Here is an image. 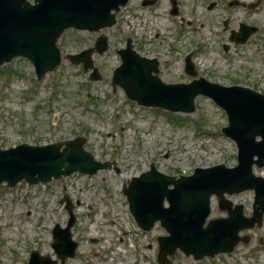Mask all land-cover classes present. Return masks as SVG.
Here are the masks:
<instances>
[{"label":"rangeland","instance_id":"374dc122","mask_svg":"<svg viewBox=\"0 0 264 264\" xmlns=\"http://www.w3.org/2000/svg\"><path fill=\"white\" fill-rule=\"evenodd\" d=\"M210 1L214 0H177L174 20L169 16V0H157L151 7L130 0L116 13L111 27L64 30L57 40L61 61L42 80H36L25 58L0 65L1 148L81 136L83 148L95 160L109 163L92 175L72 173L35 185L0 184V264H27L31 250L54 258L50 232L56 223L64 227L68 219L61 203L64 197L73 204L76 220L71 235L77 243L74 257L64 264H158L157 237L166 231L158 222L149 231L137 228L122 185L148 170L151 162L169 175L221 163L231 167L236 147L219 132L227 124L226 115L208 98L197 96L192 112L168 116L160 109L138 106L118 86L113 89L112 71L120 62L116 50L130 38L137 53L156 58L164 82L189 79L182 71L183 57L192 52L208 80L239 84L264 95V0L252 10L227 7L225 0L207 9ZM239 23L258 29L245 44L234 47L228 41L229 31L237 30ZM100 36L107 38V47L100 54L92 53L100 78L90 81L89 71L83 72L81 64H72L65 54L92 47ZM254 170L264 176V167ZM226 197L242 204L245 216L251 215L252 191ZM224 216L212 197L207 221ZM239 235L247 236L248 242H238L230 253L194 260L176 250L167 260L170 264H264V213L260 226Z\"/></svg>","mask_w":264,"mask_h":264},{"label":"water","instance_id":"95a60500","mask_svg":"<svg viewBox=\"0 0 264 264\" xmlns=\"http://www.w3.org/2000/svg\"><path fill=\"white\" fill-rule=\"evenodd\" d=\"M175 4V0H172ZM126 0H0V63L14 56L27 57L35 67L38 78L52 70L60 62V52L55 45L60 33L68 27L81 30H98L114 24V14ZM148 3H152L149 1ZM175 12V9L173 10ZM239 32H232L230 40L244 43L257 28L246 24L239 25ZM106 47L105 38L96 41V50ZM86 49L78 54L67 55L73 63L82 62L83 69H92L90 78L98 79L90 54ZM121 65L114 71L113 80L120 84L127 96L140 104L160 105L173 111L190 112L196 95L210 96L227 113L229 125L223 131L235 139L238 147L237 166L227 168L215 165L196 168L192 175L174 178L155 170L134 177L124 193L136 222L145 230L160 220L168 235L158 238L157 260L160 264H170L166 256L177 248L194 259L205 255L230 252L240 238L238 232L261 223L264 211V178L255 176L252 165L264 166V97L254 91L239 87H223L211 84L200 78L190 84H164L151 71L157 70L155 60L137 55L130 40L125 49L118 51ZM150 69H147V66ZM187 72L194 75L189 61ZM260 136V141L255 137ZM83 139L76 138L45 146L21 144L15 148L0 149V182L7 181L12 186L25 179L33 184L46 182L52 176L69 175L74 171L95 173L106 168L107 163L94 161L82 149ZM256 156V159H254ZM169 184L173 188H168ZM246 189L254 191L253 214L243 215V206L232 208L224 193H238ZM212 194L218 197V206L226 210L228 217L208 221L209 199ZM166 199L169 206L163 207ZM70 219L64 229L54 228L52 247L63 264L67 256H73L76 243L72 242L69 229L74 218L71 206H66ZM29 264H56V260L31 254Z\"/></svg>","mask_w":264,"mask_h":264},{"label":"bare ground","instance_id":"6f19581e","mask_svg":"<svg viewBox=\"0 0 264 264\" xmlns=\"http://www.w3.org/2000/svg\"><path fill=\"white\" fill-rule=\"evenodd\" d=\"M95 228H96V224H93V225L91 226V229L94 230Z\"/></svg>","mask_w":264,"mask_h":264}]
</instances>
